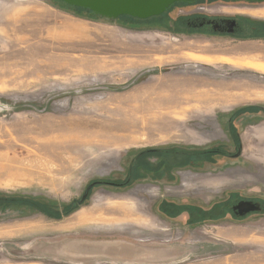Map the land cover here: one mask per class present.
<instances>
[{
    "label": "rangeland",
    "instance_id": "rangeland-1",
    "mask_svg": "<svg viewBox=\"0 0 264 264\" xmlns=\"http://www.w3.org/2000/svg\"><path fill=\"white\" fill-rule=\"evenodd\" d=\"M227 4L235 3L177 11L238 15ZM177 6L121 23L52 0H0V154L16 161L0 160V195L60 208L90 182L119 183L130 172L126 185L93 186L59 219L30 206H0V264H264L263 213L209 219L164 211L172 204L208 209L230 193L264 197V111H243L256 114L240 129L238 157L171 150L231 148L226 118L264 107V37L148 24ZM147 149L168 151L134 161ZM24 170L33 180H14ZM116 241L171 254L127 262L66 249Z\"/></svg>",
    "mask_w": 264,
    "mask_h": 264
},
{
    "label": "flooded vegetation",
    "instance_id": "flooded-vegetation-1",
    "mask_svg": "<svg viewBox=\"0 0 264 264\" xmlns=\"http://www.w3.org/2000/svg\"><path fill=\"white\" fill-rule=\"evenodd\" d=\"M180 6L181 5L177 6L175 8V13L172 16H169L166 20L164 21L156 20V21L162 22L164 25H172L173 27H179L182 29L181 33H187V34L190 32H196V33L203 34V35L221 34L219 36L230 35V36H234L240 39L263 38L264 37V36H261V37L259 36L244 37L243 36L249 31H254L255 27L262 25V23L260 22L250 20L248 16H241L239 14L238 15H222V14L208 15V14H203V13H186V14L180 15L178 14L179 10L177 11L178 7ZM180 18H185V21H180ZM225 19L235 20V24L232 26L233 27L232 32L219 31L218 29H214V27L216 28L228 27L229 22H225L224 21ZM206 27L208 28V31L202 30L203 28H206ZM185 28L186 29L188 28L189 31H186ZM261 110L264 111V107H261ZM251 114H256V113L237 111V112L230 114L226 118V128L225 129L227 130V136H229V141L231 142L232 146L231 148H229L228 146L226 147L225 145L209 147L208 149H210V151L212 152V155H215L216 153L218 155H223L227 157H238L241 155V142H240V131L241 130L240 129H243L250 124L251 121L249 122L247 119L255 116ZM238 151L239 153L236 154ZM242 200L253 201V203L259 202L261 204V209L253 210V211L250 210L244 214H241V212L245 210V208H249L251 206H258L257 204L248 205L246 203L243 204L241 202V204L239 205V208L233 209V206ZM213 205L214 206L208 209H198L199 211L198 210H188V209H182L181 211L183 210L187 211L191 214V216H202V217L206 216V218H209V219H212V218L217 219L219 217H223L226 215V213L232 216V218L234 219L243 218L251 214H261V213L264 214V197H260V196L257 197V196L244 195L242 193H230L222 201L217 202ZM213 209H215V211H212Z\"/></svg>",
    "mask_w": 264,
    "mask_h": 264
},
{
    "label": "trees",
    "instance_id": "trees-1",
    "mask_svg": "<svg viewBox=\"0 0 264 264\" xmlns=\"http://www.w3.org/2000/svg\"><path fill=\"white\" fill-rule=\"evenodd\" d=\"M215 1H217V0H196V1H192V2H182L181 1V2H175V3H178L179 5H182V6H193L195 4L212 3V2H215ZM220 1H222L224 3H237L238 2V1H235V0H220ZM52 2L54 4H56V5H59L61 7H64V8L70 9V10H72L74 12H77L81 16H86V17H90V18H101V17L93 14L88 8H83V7H80V6H72V5H69V4L65 3L62 0H52ZM239 2L255 4V2H248V1H244V0H241ZM175 3H173V4H175ZM117 20L119 22H121V23H123V21L126 22L127 20L141 21V19L133 17V16H130V15H120V16L117 17ZM180 21H185V18H180ZM151 23L153 24V26L166 28V29H169L171 31H181L182 30L179 27H173L172 25H164L162 22H158V21L150 22L148 24L150 25ZM243 36L244 37H253V36L261 37V36H264V23H262V25H260L258 27H255L254 31H249L248 33L244 34ZM245 110L246 111H250V110L257 111V110H261V107H259V106H254V107L249 106V107L243 108L240 112H243ZM171 150H173L175 153L181 154V155L186 156V157H188V156L192 157L194 155L207 157V155H202V154H205V153L206 154H212V152L208 148H203V149L181 148L180 149L178 147H173V149H171ZM163 151H168V150H163V149L142 150L141 152H139L140 154H138L134 158V161L136 159H138V157L140 155H143L145 153H149V152L161 153ZM159 161H160V164H162V161L161 160H159ZM134 164L130 165V169H132ZM157 164H158V162H157ZM127 174L128 175L126 176V178L124 180H122L121 182H119V183H116V182H113V181H110V180L101 179V180L92 181V182H94L93 186H95L97 184H115V185H118V186L119 185L120 186L126 185L130 181L129 180L130 172L128 171ZM83 201L79 202L77 199L74 198L71 202H69L67 204H62L60 206V208H57V207H53L50 204L43 203L41 201L39 202L38 200L30 198V197L1 196L0 197V203H1L0 206L2 208H5L7 206H20V205H22V206H30L32 208L38 209L39 211H42L44 214H46L49 217H53L55 219H59L60 217L63 216L62 214L66 215L69 212L73 211ZM185 208L188 209V210H198V209H196L197 207H195L193 205L183 206V205L172 204L169 207H164V211L168 210L170 212V211L174 210V211H178L179 212V211H181L182 209H185Z\"/></svg>",
    "mask_w": 264,
    "mask_h": 264
},
{
    "label": "water",
    "instance_id": "water-1",
    "mask_svg": "<svg viewBox=\"0 0 264 264\" xmlns=\"http://www.w3.org/2000/svg\"><path fill=\"white\" fill-rule=\"evenodd\" d=\"M65 3L72 5V6H80L83 8H88L93 14L102 17L107 20H115L120 15H130L139 19H145L150 16L159 15L162 12H164L168 7H170L175 2H192L196 0H62ZM238 1L237 3H244L239 2L241 0H235ZM248 2H255V5L263 4L264 0H244ZM248 4V3H246ZM225 22L228 23V27L226 28H216L219 31H226V32H232L233 31V25L235 24L234 19H225ZM211 22V21H209ZM239 151L236 153L238 154ZM94 182H90L86 188L84 189L83 194L78 199L79 202L83 201L90 190V188L93 186ZM241 202L248 205L257 204L258 206H251L249 208H245L241 212V214H244L250 210H260L261 204L259 202L253 201H239L236 205L233 206V209L239 208V205Z\"/></svg>",
    "mask_w": 264,
    "mask_h": 264
},
{
    "label": "bare ground",
    "instance_id": "bare-ground-1",
    "mask_svg": "<svg viewBox=\"0 0 264 264\" xmlns=\"http://www.w3.org/2000/svg\"><path fill=\"white\" fill-rule=\"evenodd\" d=\"M70 31V30H69ZM66 249L72 255H78L83 251H92L96 254H104L113 256L115 259H124L127 262H139L146 259H154L157 261L164 260L171 253L162 247H139L125 245L122 242H100L93 244H74L70 243Z\"/></svg>",
    "mask_w": 264,
    "mask_h": 264
},
{
    "label": "crops",
    "instance_id": "crops-1",
    "mask_svg": "<svg viewBox=\"0 0 264 264\" xmlns=\"http://www.w3.org/2000/svg\"><path fill=\"white\" fill-rule=\"evenodd\" d=\"M227 5H230V6H233L234 8H237V11L235 14H239L241 16H247V15H255L254 18H257V17H260V16H263L264 17V6L261 7L260 4L258 5H252V4H246V3H235V4H227ZM125 130V129H124ZM64 141V139H59L58 140V143L60 144V146H62V142ZM4 157H8L7 158V163H10L11 165H14L15 164V160H13L10 156H6L4 154H0V160L1 158ZM4 162H6V160H4ZM2 163V161L0 162ZM17 175L14 177L15 179L14 180H18V179H27V180H33V178L31 179V176L30 174H28L25 170L24 171H21V172H18L17 171Z\"/></svg>",
    "mask_w": 264,
    "mask_h": 264
}]
</instances>
